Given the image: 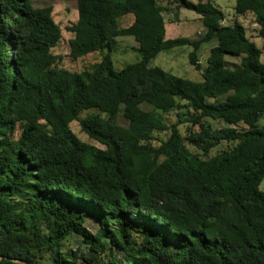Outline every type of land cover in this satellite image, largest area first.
Returning <instances> with one entry per match:
<instances>
[{"label": "trees", "instance_id": "obj_1", "mask_svg": "<svg viewBox=\"0 0 264 264\" xmlns=\"http://www.w3.org/2000/svg\"><path fill=\"white\" fill-rule=\"evenodd\" d=\"M173 1L201 16V38H166L159 0H76L71 57L105 54L71 71L53 52L62 38L53 6L0 0V264H41L44 255L79 264L68 246L75 236L109 256L99 264H264L262 50L212 2ZM235 11L253 13L264 36V0H236ZM127 14L134 20L121 28ZM122 35L135 38L141 59L116 69L110 52ZM211 41L201 81L150 66L190 46L201 69L197 52ZM183 109L186 119L166 122ZM75 121L103 147L82 140ZM184 122L197 126L186 137ZM223 141L236 144L209 156Z\"/></svg>", "mask_w": 264, "mask_h": 264}, {"label": "rangeland", "instance_id": "obj_2", "mask_svg": "<svg viewBox=\"0 0 264 264\" xmlns=\"http://www.w3.org/2000/svg\"><path fill=\"white\" fill-rule=\"evenodd\" d=\"M198 2L199 0H191ZM210 1L216 7H218L224 13L223 23L226 25H234L240 22L246 29L247 36L256 43L262 50L261 61L264 62V36L260 35V25L256 22L253 13H247L244 15L237 14L235 11L236 0H203ZM35 6L41 7L45 5L53 6L54 20L60 25L62 29V38L58 46L53 49L55 54L60 56V65L71 71H79L83 68L90 67L92 64L99 62L104 57L103 52L94 51L86 56L80 58H73L70 55L69 41L73 37V33L67 28L75 23L78 19V9L76 0H33ZM159 4L167 8L164 10L163 15L166 24V38L177 37H189L192 40L201 38L205 34V28L201 16L193 10L186 8H179L173 0H159ZM134 20L133 14H127L118 19L119 26L121 28L128 27ZM12 29V27H11ZM216 42L211 41L202 44L201 48L197 52V59L200 63L201 69H197L190 63L189 53L192 50L190 46L176 47L171 51H163L157 54L151 61L150 66L161 67L162 69L169 71L177 76L191 79L193 81H201L202 70L207 65V58L210 53V49ZM138 43L132 35H122L117 38L116 50L110 52L114 67L121 69L127 64L135 63L141 59L139 51H137ZM231 61H238L236 58H231ZM182 118L188 117V110L173 111L168 114H164V118L169 125L176 124L181 115ZM83 113L82 116H85ZM213 128L223 127L225 123L220 120L207 119ZM259 124L264 126V112L261 115ZM179 130L183 137L189 133L190 129H197V126L192 127L190 123L184 122L178 125ZM239 129L246 128L244 124L237 126ZM72 130L84 141L89 142L95 146L103 147L99 142L90 138L85 134L80 127L78 121L71 123ZM19 135V131L16 133V137ZM170 135V131L155 133L153 141L155 145H159L161 141L166 140ZM236 143L223 141L218 146L212 149L209 156L215 155L224 150L231 149ZM191 149H194L190 146ZM262 189H264V181L262 183ZM87 226L95 232L98 228V224L94 223L91 219L88 220ZM72 249L80 250L79 264H87L82 257H92L93 262L91 264H99L109 260V256H101L94 254L90 251L89 245L81 241L78 236L73 237L68 245ZM113 255L122 262H125V256L123 252L117 247L113 249ZM45 259L41 264H51L50 257L44 255Z\"/></svg>", "mask_w": 264, "mask_h": 264}]
</instances>
